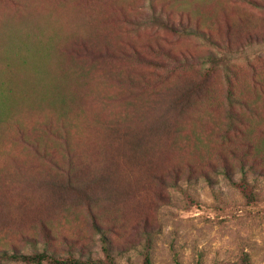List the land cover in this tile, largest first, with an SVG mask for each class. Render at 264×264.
<instances>
[{
	"label": "rangeland",
	"instance_id": "rangeland-1",
	"mask_svg": "<svg viewBox=\"0 0 264 264\" xmlns=\"http://www.w3.org/2000/svg\"><path fill=\"white\" fill-rule=\"evenodd\" d=\"M169 1L156 0V5L165 9ZM154 5L153 0H0V237L5 236L7 248L13 245L31 254L33 249L23 247L18 235L30 233L43 219L58 220L57 206L42 208L39 203L43 190L22 182L25 171L38 175L34 171L38 165L30 156L22 159L19 127L32 130L55 121L63 107L71 108L69 119L80 122L104 113L102 104L91 100L92 95L103 94L105 75L101 63L92 68L90 51L109 46L115 53L121 49L131 52L136 47L152 58L154 55L141 46L155 44L157 32L152 28L134 32L125 20L140 19ZM178 5L198 13L222 42L232 29L233 74L239 76L238 87L252 95L255 73L264 80V0H178ZM173 47L194 54L211 49L206 42L193 39H175ZM244 48L245 53H241ZM117 69L121 76L130 73L137 83L141 76L147 78V95L155 89L154 66L120 61ZM225 75L224 70L213 73L210 89L214 101L206 103L208 108H199L216 118L215 125L224 118ZM75 93L86 94L89 101L77 100ZM258 105L263 126L264 96L259 97ZM193 120H186V135L179 145L166 138L148 154L155 158L152 168L140 158L141 153L134 160L125 158L123 150L116 153L122 161L113 166L112 184L119 192L120 208L110 203L113 210L108 217L117 219L118 230L109 232L104 227L99 233L79 214L72 227L64 228L68 234L61 229L62 236L55 235L52 248L66 256L65 250L72 245L77 251L84 250L85 257L104 259V235L114 246L115 264H144L145 252L152 264H264V175L250 171L249 186L243 187L238 165L233 170L236 186L219 171L209 170L211 182L199 173L193 183L182 177L180 188H166L165 198L159 199L154 174L187 160L204 165L215 147L223 146L210 129L214 124L201 126ZM85 132L95 134L94 129ZM236 143L240 146L241 141ZM15 160L18 162L13 166ZM12 181L22 184L12 185ZM145 220L154 233L143 235L142 246L135 249L132 242L139 240L134 228ZM66 235L76 243H64Z\"/></svg>",
	"mask_w": 264,
	"mask_h": 264
},
{
	"label": "trees",
	"instance_id": "trees-1",
	"mask_svg": "<svg viewBox=\"0 0 264 264\" xmlns=\"http://www.w3.org/2000/svg\"><path fill=\"white\" fill-rule=\"evenodd\" d=\"M153 2L155 5L148 14H143L140 19L125 20L132 24L134 32L144 28H152L157 32L155 44L141 46L154 55L152 58L133 46L131 52L121 49L115 53L109 46L104 50H89L92 68L101 63L105 75L103 94L91 97L92 101L98 100L102 104L104 113L98 112L91 120L83 118L80 122L78 118L69 119L71 108L63 107L55 121L45 122L32 130L19 127L22 159L30 156L38 165V169L34 170L38 175L25 171L22 182L43 190L39 203L42 208L57 206L58 220L53 217L43 219L32 227L30 233L21 232L18 235L23 247L33 249L31 254L13 245L7 248L5 236L0 237V264H115L114 246L110 238L104 235L101 238L104 259L85 257L82 254L84 250L77 251L72 245L65 250L67 255L63 256L60 253L62 250L52 248L55 237L57 239L55 235L60 233L62 236L61 229L68 234L69 231L64 228L72 227L79 214L86 216L83 221L90 223L99 233L104 227L109 232L118 230L117 219L108 217L113 206L120 208V195L112 184L113 166H118L122 161V157L118 159L116 153L123 150L125 158L129 160H134L141 153L140 158L143 157L147 167L152 168L155 158L148 154L157 150V145L162 146L159 142L166 138L172 139V145H179L186 135V120L191 118L194 119L193 124L197 121L201 126L214 124L210 129L223 142V146L219 149L215 147L216 159H213V154L204 165L187 160L163 171L166 173L154 174L152 181L158 187L159 199L165 198L166 188H180L182 177L193 183V178L199 173L211 182L209 170L222 173L232 186L237 185L233 173L237 165L243 173L240 179L243 187L249 186L247 176L250 171L264 175V125L261 126L262 110L258 105L259 97L264 96L263 77L255 73L251 81L254 92L252 95L246 94L238 87V74H233L232 29L228 31L227 41L222 42L214 36L210 25L203 22L198 13L180 7L178 0H170L165 9L159 8L156 0ZM175 39L203 41L211 49L203 54L177 50L173 47ZM240 52L245 53V48ZM120 61L156 68L155 89L151 94L147 95L149 82L144 76L137 83L130 73L122 76L118 73L121 72L117 69ZM222 70L226 72L227 83L222 104L224 118L221 124L215 125L216 118L207 112H200L199 108H208L206 103L214 101L210 84L213 73ZM74 95L77 100L89 101L86 94ZM91 129H94L95 134H86L85 131ZM196 138L200 139L198 134ZM235 138L241 141L240 146L237 140L233 142ZM234 143L242 149L234 147ZM17 162L15 160L13 166ZM16 184L22 183L12 181V185ZM150 227L145 220L134 228L139 240L132 242L135 249L142 246L140 240L143 235H153L154 231ZM41 237L44 240L39 241ZM62 240L67 245L76 243L68 235ZM41 244L44 246L42 250L39 248ZM143 256L146 257L144 264H152L149 253L145 252Z\"/></svg>",
	"mask_w": 264,
	"mask_h": 264
}]
</instances>
